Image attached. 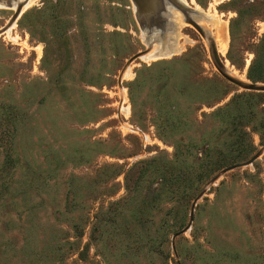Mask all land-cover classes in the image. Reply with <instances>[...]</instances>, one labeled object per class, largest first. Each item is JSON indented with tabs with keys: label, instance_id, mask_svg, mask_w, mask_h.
<instances>
[{
	"label": "rangeland",
	"instance_id": "374dc122",
	"mask_svg": "<svg viewBox=\"0 0 264 264\" xmlns=\"http://www.w3.org/2000/svg\"><path fill=\"white\" fill-rule=\"evenodd\" d=\"M0 2V264H264V0Z\"/></svg>",
	"mask_w": 264,
	"mask_h": 264
},
{
	"label": "water",
	"instance_id": "95a60500",
	"mask_svg": "<svg viewBox=\"0 0 264 264\" xmlns=\"http://www.w3.org/2000/svg\"><path fill=\"white\" fill-rule=\"evenodd\" d=\"M133 7H134V14L136 16V19L139 22H145L146 20H148L150 18V13L155 9H153L152 5H160L163 0H131ZM160 13V11L158 12ZM194 25V24H193ZM196 26V25H194ZM137 55V54H136ZM135 55V56H136ZM212 55L216 56V54L212 53ZM230 81L240 87H242L243 89H247V90H255V91H264V84H256V83H250V82H242L240 81L238 78H230ZM247 163L246 162H242L238 165H243ZM232 166H229L228 168H231Z\"/></svg>",
	"mask_w": 264,
	"mask_h": 264
},
{
	"label": "bare ground",
	"instance_id": "6f19581e",
	"mask_svg": "<svg viewBox=\"0 0 264 264\" xmlns=\"http://www.w3.org/2000/svg\"><path fill=\"white\" fill-rule=\"evenodd\" d=\"M6 1V3H9L11 0H5ZM20 1V4H21V9H20V12L22 11V9L23 8H25L26 6H28L33 0H19ZM36 2V1H35ZM1 3V2H0ZM15 4V3H14ZM13 4V5H14ZM19 4V3H18ZM186 4V3H185ZM14 9V8H13ZM169 9V8H168ZM177 10V9H176ZM15 12H19V8H17V10L15 11ZM171 12V11H170ZM174 11H172V13H173ZM176 13H178V12H176ZM180 14V13H179ZM177 15V14H175V17H178V19H179V21L183 18V17H181L180 15ZM192 16V20H194V19H196L197 18V15L196 14H193V15H191ZM190 17V16H189ZM227 36V35H226ZM13 39V38H12ZM221 39V38H220ZM225 46H226V38H224V41H223V50H222V52H224V48H225ZM154 56V55H153ZM142 57V56H141ZM144 57V56H143ZM142 57V58H143ZM153 59V58H152ZM146 60V59H145ZM129 73V72H128ZM126 77H127V75H126Z\"/></svg>",
	"mask_w": 264,
	"mask_h": 264
},
{
	"label": "trees",
	"instance_id": "16d2710c",
	"mask_svg": "<svg viewBox=\"0 0 264 264\" xmlns=\"http://www.w3.org/2000/svg\"><path fill=\"white\" fill-rule=\"evenodd\" d=\"M252 69V63L249 64L247 72H249Z\"/></svg>",
	"mask_w": 264,
	"mask_h": 264
},
{
	"label": "crops",
	"instance_id": "0c3cea01",
	"mask_svg": "<svg viewBox=\"0 0 264 264\" xmlns=\"http://www.w3.org/2000/svg\"><path fill=\"white\" fill-rule=\"evenodd\" d=\"M187 20H188V19H187ZM188 22H190L191 24L196 25V24L193 22V20H188Z\"/></svg>",
	"mask_w": 264,
	"mask_h": 264
}]
</instances>
